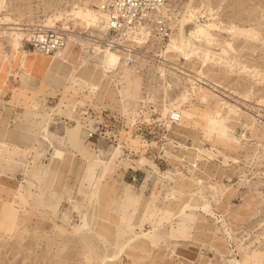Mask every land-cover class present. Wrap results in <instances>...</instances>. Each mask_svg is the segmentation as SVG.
I'll list each match as a JSON object with an SVG mask.
<instances>
[{"label": "rangeland", "instance_id": "374dc122", "mask_svg": "<svg viewBox=\"0 0 264 264\" xmlns=\"http://www.w3.org/2000/svg\"><path fill=\"white\" fill-rule=\"evenodd\" d=\"M79 1L6 0L0 10L3 57L11 58L13 47H19V62L7 72L8 86L21 88L26 55L32 63L42 57L48 59L26 44L34 28L49 26L48 19L69 11ZM189 1L165 0L170 36L176 33V18L185 13L197 25L194 46L201 53L209 50L207 57L199 53L186 62L182 55L171 54V37L149 41V36L147 44L138 45L145 52L141 58H173V65L187 74L172 79L171 88L156 80L154 68L148 66L133 70L126 78L121 97L115 82L93 83L88 71L66 83L62 77L73 66L59 61L54 62L53 71L43 67L35 72L33 84L38 86L37 92L27 91L32 99L0 88V104L19 106L17 113L25 125L53 119L70 126L84 117L92 120L94 127L90 131L93 135L88 137L87 133L84 143L80 138L84 131L79 133V141L73 143L76 150L66 155V160H62L65 155L60 150L55 155L53 167L62 163L60 172L67 173V168L70 171L67 181L57 188L55 199L35 189L29 179L24 184L23 175L16 174L23 185L15 202L0 203V264H264V0H194L187 6ZM234 24L258 29L259 38L235 36L227 31ZM53 26L69 33L66 46L70 45L74 64L79 58H89L94 41L100 43L105 38L104 33L102 39L90 41L88 32L62 28L59 21ZM205 37H215L217 42L206 43ZM198 58H223L225 62ZM125 70L119 67L115 79L119 80ZM205 88L215 95L208 103L201 100ZM6 94L8 99L4 98ZM84 95L88 97L82 100ZM89 101L86 109L79 108ZM215 102L224 112H228L227 106L237 111L236 115L221 118V127L215 113L212 117L216 118L210 121L204 117L206 111L214 110ZM169 107L180 111V123L168 121L164 109ZM194 107L198 110L193 111ZM16 117V111L9 112L10 119ZM46 128L45 135H61L60 127ZM33 141L23 136L20 145L31 148ZM119 143L123 146L120 159L128 165L120 163V159L115 162L117 165L113 161L105 178L111 183L98 192L100 202L91 187V175L97 176L100 167L82 160V153L90 152L95 160L105 159L106 155L98 151L110 152ZM132 144L140 152L131 150ZM141 158L148 165L141 164ZM42 161L47 162L46 158ZM196 163L198 168L194 170L191 165ZM153 170L177 179L200 197L201 218L192 223L188 236L165 239L172 226L180 225L160 222L162 211L152 216L174 185L169 178L147 181L148 171ZM51 174L54 173L48 169L45 184L53 181ZM90 180L93 183L89 186ZM32 187L37 192L35 196ZM41 194L46 197L45 202L52 201L57 209L34 205L33 201L25 205L31 195L35 201L34 197ZM127 194L130 198L124 206L122 199ZM184 200L177 193L168 202V212H175ZM107 205L109 212L105 211ZM141 224L146 229L162 228L156 238L139 239L136 235L141 231L137 226Z\"/></svg>", "mask_w": 264, "mask_h": 264}, {"label": "bare ground", "instance_id": "6f19581e", "mask_svg": "<svg viewBox=\"0 0 264 264\" xmlns=\"http://www.w3.org/2000/svg\"><path fill=\"white\" fill-rule=\"evenodd\" d=\"M102 1H104V0H101V1L100 0H80L78 3H75L69 11H66L64 13L54 14V17L47 20L48 21L47 24L49 23V26L45 25V27L55 28L53 25H55L56 21H59L62 28L63 27L64 28L73 27V31L76 29H80V30H83V32H88L89 34L87 35V38L90 41H91V39H95V40L96 39H102L103 38L102 34H104V33H105V38H107L108 37V26H109L108 21H109V18L107 16V14L101 9ZM193 2H194V0H190L187 3V6H189V4H192ZM5 5H6V0H0V10L2 8H4ZM95 7H96V9H95ZM166 10H168V9L166 8V6H164V8L161 11L162 15H164V17H166V15H165V13L167 12ZM184 14L185 13H183L181 15L182 16L181 18H176L177 19V23L175 26L176 27V33L172 37L170 36L171 33L169 35V37H171V38H170V41L168 43V50H170L171 54L177 53V54L182 55L184 57L183 59L186 62H189L192 59V57L195 56V54H199L201 52L198 51L199 50L198 47L194 46V45H196L195 42L197 39V37H196V32L198 31V30H196L197 25H195L188 18H186L187 16ZM0 21H3L1 17H0ZM70 21L72 22L71 26L69 25ZM168 25H169V23H168ZM169 27H170V25H169ZM170 29H171V27H170ZM227 31H229L230 33L234 34L237 37H245L247 39L250 38L252 40H257L259 38V35H260V31L258 29H255V28L254 29L253 28L244 29V28L238 27L235 24L233 26H230L227 29ZM150 32H151V35H150ZM152 33L153 32L151 31V28H148V26L146 24H142L136 30H134V32L130 36L129 42L130 43L133 42V44H131L132 47L134 45L138 46V45L147 44L149 36L150 37L153 36ZM105 38H103V39H105ZM204 39H205L206 43H212L215 41L217 42V39L215 37H205ZM150 40H151V38L149 39V41ZM90 44H91V42H90ZM93 44L94 45L92 47V51L89 55V58H79V60L75 64L73 63L72 60H70V58H71L70 57V54H71L70 45L59 49L58 51L55 52L56 54H54V55L44 53L46 55V58H48V59H43L44 57H42V59H40V60L38 59L34 63L30 62L28 60V58H26V56H27L26 55L24 57V62H23V73L24 74L21 76V82H22V85L20 84L21 90L18 88L17 89L11 88L10 86H8L7 83H5L4 87H2V88L4 90L6 88L12 89V91L14 92V95H15V93H23V94L27 95V99L28 98L32 99L31 96H28L27 91L32 92L33 94H36V92H37L38 86H36V84H33L35 72L39 71L43 67L48 68L49 70L53 71L52 67H53L54 62H56V61L63 62V63H65L71 67L73 66V70L71 72L67 73L66 77H62L66 81V83H72L77 76H80L83 73V71H88L93 83H98V82L107 81V80L111 81V82H115V85L117 86V90L121 94V97H124L123 96V90H122L123 82L126 81L127 77L132 75L133 70H137V69L141 70L143 68H148V66L150 68H154L156 80L161 82L162 85H164V86L166 85L167 89L172 87L170 82L176 76L178 78L179 77H181V78L187 77V74H185L182 70H180L179 68H177L176 66L173 65V62H172L173 58H153V64L149 65L147 59L141 58L142 54L137 52V56L139 57V59L137 60V63L135 65H131V66L126 65L125 66L122 63V58L125 56L123 49L113 50L109 46H105V45L102 46V44L98 43V41H96ZM2 49H3V46H2V48L0 47V52H2V54L0 53V83H2V80H3L2 75L6 73L7 68L10 66L9 62L11 61V58H4L3 57L4 51H1ZM15 51L17 53L19 52L18 46H14L11 53H13ZM209 53H210V51L206 50V51H203L201 54H203V57H207L209 55ZM48 56H50V57H48ZM198 59L202 60V61H210V62H213L214 59H217L218 62H220V63L225 62V60L223 58H198ZM185 61H184V64H185ZM216 64H218V63H216ZM119 67L121 69H126V70L124 71L123 75L119 76V80H116L115 76L118 75V73H119V71H118ZM165 80L168 81V82H166L167 84L165 83ZM25 95H24V97H25ZM213 96H215L213 91L211 89L205 88L203 90L201 100H203L205 103L206 102L208 103V101ZM64 97L68 98V95H64ZM86 97H88V96L84 95L82 100H84ZM71 98H72V96H71ZM82 100H80V101H82ZM184 100L187 102V101H189V98L186 97ZM184 100H183V102H184ZM171 108H173V106H171ZM226 109L228 110V112H224L220 103L215 102L214 103V110L206 111L207 113L204 117L208 118V120L210 121L213 118H216V117H212L213 113H215V115H217L219 117V119L217 120V125L219 127H221V124H220L221 118H223L225 116L231 117L233 115H236L235 113H237L235 108L231 109V106H227ZM195 110H198V108L194 107L193 111H195ZM164 111H165L164 113L167 114V119L170 123H177L180 121L181 114H180V111L178 109H170V107H169V108H165ZM172 113H178L179 114L180 118L178 121H172L169 119V115H171ZM191 115H192V117L195 118V113H191ZM147 121H151V119H148ZM90 131H93V130H89L88 137H90V135H91ZM82 132H83V129H82V126L79 122H77L76 125H70L67 129V135L69 136V138L72 140V143H74V144L78 140L77 138L79 137L78 136L79 133L82 134ZM44 140L47 143H50V140L48 137L45 136ZM122 147L123 146L119 143V145L117 147H113V149L110 152L105 153L106 151H104V150L100 151L99 150L98 152L105 154L106 158L100 159V157H99V160L96 159L97 161L94 159L95 157H92L93 159L91 158V156H90L91 154H89L90 152L89 153L88 152L82 153V157H81L82 160L88 161V163L93 162V166H94V163H96L100 167V171H99V174H97V176L91 175L92 176L91 179H93L94 183L91 180L89 183V186L93 183V186L91 185V187L94 190L95 195H97L99 197L100 202H101V194L99 196L98 192L101 193V191H104L107 188V186L109 185L110 181H108V179H105V178L111 169V164L113 163V161L115 164L117 159L119 160L122 157V155H121V153H122L121 148ZM57 152H58V150H56L55 153L51 156L52 160H54V157L57 154ZM165 154H169V152L167 150H165ZM165 156H167V155H165ZM64 158H65V156L63 157L62 160H64ZM196 160H197V158H196ZM119 161H120V163H123L126 166L128 165L126 160H125L126 162L123 159L122 160L120 159ZM139 162L143 165H148L147 164L148 162L145 158H141L139 160ZM48 165L44 166V170L42 171L41 179H42V182H44V183H45L46 178H47ZM115 165H117V164H115ZM16 166H18V164ZM191 167L194 168V170L195 169L197 170L198 164L196 163L194 165H191ZM65 176H66V173H61V174L57 175V177L55 179V184H54L55 191L59 185H62L61 180L64 179ZM87 176H89V175H87ZM164 178H169V176H166L163 173L160 174L159 172H157L155 170L148 171V173H147V181H151L152 179H156L158 182L160 179H164ZM169 180H171L175 184V186H177L178 190H180L179 184H181V183L177 179H175V178L173 179V177H170ZM27 181H28L27 178L22 179V182L24 184H26ZM52 182H54V180ZM57 182H59V183H57ZM43 187L42 186L40 187L41 191H43L46 194L52 195L51 200L55 199L54 198L55 193H53L54 191L45 190V188H43ZM173 188H174V186H173ZM173 188H171V191L167 193L168 195L165 197V201H163V205H167V203H168L166 198L170 201L172 199V197L174 196L175 192H174ZM189 194L191 195V197H188L189 196L188 194L184 195V194H182L181 191H179V196H182L185 200L175 212L169 213L168 207L162 208L160 210V211H162V213L160 214V215H162L160 217V220H159L160 222L165 220L164 222H168V223L177 222L178 225H180L179 227H177L175 225L172 226L171 231H169V233H167V235L164 236L165 239L166 238L170 239V237H174V236L175 237H179V236L180 237H186V236H188L190 234L189 233L190 230L192 229V223H194L197 219L201 218L200 217L201 214H200L199 209H198L200 204H201L200 197H198L197 194L193 193L192 191H190ZM129 195L130 194H127V196L122 199L124 206L130 198ZM45 198L46 197L44 196V194H41L40 197L38 198L39 203H41V204L46 203L47 201L45 202ZM187 198H188V200H187ZM69 201H71V200H69ZM48 202H49L48 206L50 208L57 209V205H54L52 201L50 202V200H49ZM109 206L110 205H107V209L105 211L109 212ZM75 208H77V207H75ZM157 210L159 211V209H157ZM106 220H107V218H106ZM143 226H144L143 224L137 226L141 231L138 235H136L137 238H139V239H141V238L147 239L150 237H155L159 234V230L162 228V227L157 228L156 226H152V227H149V229H146V227H143ZM160 226H162V225H160ZM161 235H162V233H161ZM139 241H141V240H139ZM139 243H142V241ZM124 247L125 246H122V249H124ZM106 258H103V260H102L103 263H105ZM111 258L113 260L114 256Z\"/></svg>", "mask_w": 264, "mask_h": 264}, {"label": "crops", "instance_id": "0c3cea01", "mask_svg": "<svg viewBox=\"0 0 264 264\" xmlns=\"http://www.w3.org/2000/svg\"><path fill=\"white\" fill-rule=\"evenodd\" d=\"M18 53L16 51L11 53V61L9 62L10 66L7 68L6 73L2 75L3 80L2 83H0V88L4 87V84L6 83L5 81L7 79L8 69H10L11 66L12 67L15 66V64L19 62V60L17 59ZM4 98L8 99L9 94H6ZM89 103L91 102L89 101L85 104V106H79V108L86 109ZM17 110H20L19 106L17 108H10L9 106H7V104L6 105L0 104V203L2 204L15 202L18 191L23 185L21 184V180L26 178L29 179L34 184L33 187H36L35 189L38 188L39 190H41L40 187L44 186L43 188H45V190L54 191L53 193L56 194V192H58V189H56L55 191L54 184L57 175L61 174L60 171L62 170V163H58L56 166L53 167L52 165L53 160L51 159V156L55 153L56 150H60L64 153L65 155L64 160H66L67 157L66 155L69 156L70 154H73L71 153V151H74L75 149L72 140L67 135V129L69 127L67 125V122L64 121L54 122L53 119H50L49 122H45L43 124H41L40 122L33 121L31 124L25 125L23 121L20 119V113L19 112L17 113ZM10 111L12 112L16 111L17 117L10 119L9 118ZM81 119L82 120L77 122L81 124L82 129L84 131V134H82L80 137L81 142L84 143L85 140L87 139V136L85 138V135L88 133L89 130H93L94 127L92 124L93 123L92 120L88 121V119L87 118L84 119V117H82ZM51 120H53V122ZM77 122L74 125H76ZM46 127H48V129L49 127L50 128L60 127L61 135L59 134L50 135V133L49 135H45L43 131L46 132L47 129ZM23 136L24 137L26 136L31 140H35L33 141L34 145L31 148L30 147L24 148L23 145H20L21 144L20 141L22 140ZM45 136H48L50 143H47L44 140ZM132 145L130 146V148H132L131 150H134V148L136 147ZM84 147H86V145H84ZM101 150L102 149H100V151ZM138 152L140 151H136V153ZM27 153H29L28 157H26ZM32 153H34V155ZM46 154H49V157H47ZM32 155H33V159H32ZM43 158H46L47 162L42 161ZM17 164L18 166H16ZM47 165H48V169L52 170V173H54L53 174L54 176L51 174V177L53 176L52 180H54V182L51 181L45 184L44 182H42L41 177H42V171L44 170V166ZM69 172L70 171L67 168L66 176L64 179L61 180L62 185L65 180L67 181V176L69 175ZM18 173L23 175L21 180H18L16 177V174ZM173 186H174L173 189L175 194L172 197V199L176 197L177 193L179 194V191H181L182 194L184 195L189 194V192L192 191L185 184H179L180 190H178L175 184ZM33 187H32V195L35 196L34 194H36L37 192H34L35 189L33 190ZM32 195L31 197L33 198ZM31 197L27 199V201L25 202L26 204L25 203L23 204L30 205L31 201H33L34 205H42L47 207L49 204L48 201L44 204H41L39 202H36V200L38 201L37 197L36 198L34 197L35 201ZM166 200L167 202L171 201V200L169 201L168 199ZM167 206L168 203L167 205H163L162 202L161 204L157 205L156 208L159 209L160 211L162 208H166ZM157 209L153 211L152 216L156 215L159 212Z\"/></svg>", "mask_w": 264, "mask_h": 264}, {"label": "built area", "instance_id": "2783aa9c", "mask_svg": "<svg viewBox=\"0 0 264 264\" xmlns=\"http://www.w3.org/2000/svg\"><path fill=\"white\" fill-rule=\"evenodd\" d=\"M101 1V0H100ZM101 9L109 18L108 37L101 40L100 43L107 45L113 50L123 49L125 56L122 63L126 65H135L139 57L137 52L143 54L142 49L132 47L129 42L130 36L139 26L146 24L151 28L153 36L152 40H165L169 38L171 29L168 20L162 15V9L165 0H104L101 3ZM70 40L69 33L60 27L47 28L45 25H37L26 44L31 46L33 50L41 53H53L67 45ZM96 42V41H94ZM99 43V42H98ZM148 63L153 58H146ZM180 118L178 113L169 115L172 121H178ZM94 132H91L93 135ZM115 139V137L113 136Z\"/></svg>", "mask_w": 264, "mask_h": 264}]
</instances>
